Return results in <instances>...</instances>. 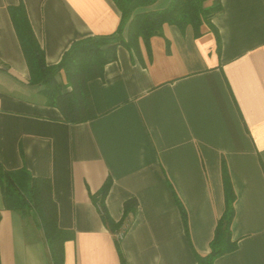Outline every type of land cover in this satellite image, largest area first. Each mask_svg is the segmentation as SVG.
<instances>
[{"label":"crops","instance_id":"1","mask_svg":"<svg viewBox=\"0 0 264 264\" xmlns=\"http://www.w3.org/2000/svg\"><path fill=\"white\" fill-rule=\"evenodd\" d=\"M220 2L211 20L219 40L206 24L194 36L165 23L137 51L118 44L89 82L96 117L67 123L28 82L11 10L23 4L47 65L73 42L115 32L120 10L113 0H0V164L50 178L59 226L72 235L63 264H196L224 210L223 160L238 247L214 264H264V0ZM108 178L103 204L114 222L125 200L138 202L117 231L98 203ZM0 264H52L42 230L6 208L1 189Z\"/></svg>","mask_w":264,"mask_h":264},{"label":"trees","instance_id":"2","mask_svg":"<svg viewBox=\"0 0 264 264\" xmlns=\"http://www.w3.org/2000/svg\"><path fill=\"white\" fill-rule=\"evenodd\" d=\"M155 1L113 0L121 12L120 24L116 31L73 42L55 65L45 63L43 49L32 31L23 4L20 3L11 10L14 28L29 70L28 82L42 86L40 94L45 98V103L56 107L64 122L80 123L96 117L89 82L101 77L104 66L116 59L118 44L137 51L138 39L147 41L159 34L165 23L176 26L181 33L190 26L194 36H200V27L206 24L219 40L211 20L222 10L220 0H213L208 7L203 5L205 0H170L163 9L137 11L139 7L151 5ZM61 72L64 73L65 82L57 80ZM221 175L224 210L216 221L208 252L199 254L194 251L196 264H214L217 258L235 251L238 247V240L233 239L231 232L235 193L224 160L221 164ZM110 186L111 180L108 178L98 192V203L102 221L110 230L117 231L121 229L128 215L136 213L138 202L134 197L125 200L122 221L114 222L103 204ZM0 189L7 209L18 212L22 218H31L42 230L52 264H63L64 243L72 235L59 226L50 178L31 176L24 169L6 170L0 164ZM172 193L188 235L186 211L173 189ZM122 264H125L123 260Z\"/></svg>","mask_w":264,"mask_h":264},{"label":"built area","instance_id":"3","mask_svg":"<svg viewBox=\"0 0 264 264\" xmlns=\"http://www.w3.org/2000/svg\"><path fill=\"white\" fill-rule=\"evenodd\" d=\"M123 236V231H121L119 234H117V237L120 239Z\"/></svg>","mask_w":264,"mask_h":264}]
</instances>
